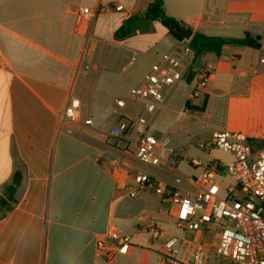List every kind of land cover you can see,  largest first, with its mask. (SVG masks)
Listing matches in <instances>:
<instances>
[{
    "label": "crops",
    "instance_id": "1",
    "mask_svg": "<svg viewBox=\"0 0 264 264\" xmlns=\"http://www.w3.org/2000/svg\"><path fill=\"white\" fill-rule=\"evenodd\" d=\"M154 2L0 0V198H11L8 188L21 176L9 202L13 209L0 218V264H104L96 244L111 228L131 239L128 254L116 264H157L161 241L149 227L175 219L176 208L151 190L130 197L132 173L169 184L179 175L181 187L191 190L190 179L202 173L191 158L233 161V156L214 158L215 152L201 147L206 142L194 149L191 141L201 131L209 130L212 139L224 127L264 144V49L248 46L199 57L209 73L199 97H193V75L168 91L164 108L150 119L152 125L157 118L175 117L173 126L155 132L160 140L172 133L168 145L175 156L168 155L167 163L141 164L136 143L112 135L122 120L115 100L127 98L177 47L178 40L158 21H148L150 30L116 38L127 21L145 15ZM163 2L166 14L194 34L249 35L264 42V0ZM79 5L96 16L77 25ZM134 63L145 68H129ZM72 96L81 99L79 122L61 124ZM129 106L124 113L130 114ZM89 116L93 125L81 123ZM213 116L223 120L209 127ZM106 121L111 128L100 129Z\"/></svg>",
    "mask_w": 264,
    "mask_h": 264
},
{
    "label": "built area",
    "instance_id": "2",
    "mask_svg": "<svg viewBox=\"0 0 264 264\" xmlns=\"http://www.w3.org/2000/svg\"><path fill=\"white\" fill-rule=\"evenodd\" d=\"M121 10L122 6L116 7V11ZM96 14L95 10L83 5L74 9L77 25L90 22ZM192 75L197 79L193 93L197 98L208 87L209 73L185 39L178 41L174 50L165 53L152 66L141 84L129 91L127 98L115 100L122 120L113 128L112 135L135 142L136 158L141 164L159 166L167 163L168 155L175 156L174 149L168 145L172 133L166 134L163 140L150 134V119L164 108L168 91ZM128 105L132 114L123 112ZM81 106V99L72 96L60 118L61 124L79 122L77 114ZM208 122L206 119L205 125ZM81 123L91 126L93 120L89 116ZM68 133L74 134L73 129L69 128ZM209 147L231 154L233 161L226 164L215 159L203 162L191 158V165L202 169L199 178L190 179L194 191L181 187L183 178L179 175L169 184L143 172L132 173L135 187L128 190L130 197H136L139 190L155 192L163 202L176 208L177 226L196 233L190 241L186 236L170 234L153 223L148 231L154 240L161 241L157 264H208L209 253L224 263L264 264V144L220 127L214 132ZM224 173L236 182L235 186L226 188L225 197L221 196V186L215 181ZM203 229L214 235L212 246L200 242ZM130 246V237L111 228L97 241L96 250L104 264H116L119 256L128 254ZM180 254L187 259H181Z\"/></svg>",
    "mask_w": 264,
    "mask_h": 264
},
{
    "label": "trees",
    "instance_id": "3",
    "mask_svg": "<svg viewBox=\"0 0 264 264\" xmlns=\"http://www.w3.org/2000/svg\"><path fill=\"white\" fill-rule=\"evenodd\" d=\"M145 15L150 23H152L153 21H158L162 26L167 28L170 35H172L174 39L178 41L185 40V38L179 32H177L172 26H170V22L179 24L181 26L184 25L180 24L175 19L169 17L166 14L163 0H155V2L147 10ZM136 20H138V17L132 18L131 20L127 21L126 24L116 32V38L123 39L133 34L131 25ZM260 43V38H251L249 35H246L241 39H226L221 37H209L200 33H195L192 39L189 41L190 47L196 52L198 57L207 53H213L220 56L222 55L226 47L248 46L257 49V45ZM186 106L189 107V103ZM20 179L21 176L16 175L14 178V184L16 186H10L8 188V192L11 194V198L9 200L0 198V218L5 217L6 214L12 211L13 206L9 202L13 199V194L16 191V187L20 184Z\"/></svg>",
    "mask_w": 264,
    "mask_h": 264
},
{
    "label": "rangeland",
    "instance_id": "4",
    "mask_svg": "<svg viewBox=\"0 0 264 264\" xmlns=\"http://www.w3.org/2000/svg\"><path fill=\"white\" fill-rule=\"evenodd\" d=\"M172 41H173V39H172ZM261 43L264 44V42H261ZM105 63H106V61H105ZM109 68H113V65L110 64ZM115 68H119V67H115ZM129 68H145V67H143V66L141 67V66H139L138 63H134ZM127 112L130 113V114L133 113L131 106H129ZM220 115H222V114L220 113ZM166 117H167V119H161V118L155 119L153 121L151 127H150L151 129L149 130V133L150 134H154L157 138H159V135H157L155 133L157 130L158 131H164V129H166L167 127L173 126L172 123H174L173 121H174L175 117H172L171 115L166 116ZM211 119H212V121H211V125H209V127L215 126L216 123L214 121L217 122V121L223 120V119H221L218 116H213V117H211ZM110 128H111V123L109 121H106L100 127V129H102V130L103 129L107 130V129H110ZM211 135L212 134H211V132L209 130L201 131L200 134L198 135V137H194L192 139V141H191L194 149H196V147L200 143L206 142L205 144L207 146L206 147L207 151L211 150L210 147H209V144H210V142L212 140L211 139ZM247 137H249V136H247ZM211 151L215 152L213 154L214 158H221V159H224V160H231L232 159V155L220 153V152H218L216 150H211ZM215 181L221 186V196H223V197L226 196V193H227L226 188L229 187V186H235V184H236L235 180L231 176H229L227 173H224L223 176H219ZM188 188L191 189V191H194V188H192L191 186H189ZM238 197L241 198L242 195L240 194ZM155 202L159 205L160 201H158V199H157V201H155ZM147 221H148L147 223H150V221H151L150 218H147ZM161 223L162 224H161L160 228L162 230L170 233V234L177 235V236H186L187 239L190 240V241H193V239L196 237V233L195 232H192V231L187 232L185 229L179 228L177 226V222H176V220L174 218L171 219L170 222L165 220V221H162ZM200 242L205 244V245H207V246H212V244L215 242L214 235L211 234L208 230L203 229L202 235L200 237ZM208 257L210 258V261L208 262V264H229V263H224L221 260H219L217 257H215V254H213V253H209ZM180 258L181 259H187V256H185L184 254H180Z\"/></svg>",
    "mask_w": 264,
    "mask_h": 264
},
{
    "label": "water",
    "instance_id": "5",
    "mask_svg": "<svg viewBox=\"0 0 264 264\" xmlns=\"http://www.w3.org/2000/svg\"><path fill=\"white\" fill-rule=\"evenodd\" d=\"M170 26H172L177 32H179L186 40L190 41L192 37L194 36V33L192 30L181 26L179 24L170 22ZM131 30L133 32L136 31H146L150 30V24L146 18L145 15H141L138 20H136L132 25H131ZM258 48L264 49V44L260 43L257 45Z\"/></svg>",
    "mask_w": 264,
    "mask_h": 264
}]
</instances>
